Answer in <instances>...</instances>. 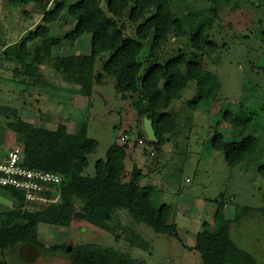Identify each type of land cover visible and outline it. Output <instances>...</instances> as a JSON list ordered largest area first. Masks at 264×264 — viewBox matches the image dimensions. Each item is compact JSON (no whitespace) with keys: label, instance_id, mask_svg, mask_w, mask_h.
<instances>
[{"label":"rangeland","instance_id":"1","mask_svg":"<svg viewBox=\"0 0 264 264\" xmlns=\"http://www.w3.org/2000/svg\"><path fill=\"white\" fill-rule=\"evenodd\" d=\"M56 1L14 6L8 0H0V44L16 43L15 50L9 48V59L0 57L1 84L9 86L0 89V152L21 145L6 124L13 116L39 127L42 121L49 122L51 128L65 122L69 132L95 139L98 148L88 155V167L83 172L88 176L94 175L95 162L105 159L113 143L127 142V174L134 161L140 165L145 178L139 185L153 186L157 206L163 203L171 206L168 224L175 231L160 230L127 210H118L117 227L114 232H108L87 222L76 203L67 225L38 226L39 241L45 247L79 243L112 247L130 253L141 264H200L199 254L193 249L195 235L203 222H208L211 231L227 232L239 248L255 256L257 264H264V175L257 171V166L264 162V0H169L178 18L191 13L206 16L217 8V17L210 28L213 46L202 56L207 73L204 84L215 90L217 97L210 106L192 111L190 122L181 125L176 136H168L170 140L159 149L149 143L152 140L146 133V117L136 109L137 95L123 99L115 92L110 79L95 82L96 73L101 71L98 61L92 71L79 72V82L74 81L77 89L67 92L70 96L64 95L63 100L61 92H53L48 97L37 88L35 92H28L10 87L21 86L16 81L26 78L22 63H12L16 58L12 52L25 51L26 44L31 42L27 40L30 32L37 26L47 25L52 35H59L74 27L67 7L77 0H66L56 22L43 20V13L52 9ZM184 29L186 32L179 36L169 34L161 53L186 45L190 31L188 20ZM37 44L38 41L32 42L29 48L32 57L41 53L42 48ZM61 46L56 54H87L90 36L65 41ZM145 54L146 49L140 60ZM48 64L44 70L51 80L55 75H51ZM15 67L19 72L14 74ZM186 80L188 90L173 102L180 117L184 116L185 103L197 87L191 79ZM78 87L88 89L89 95L78 92ZM215 133L235 142L252 135L257 139L255 152L231 168L223 154L210 146L209 139ZM139 140L143 143L139 144ZM220 201L224 204V220L218 228L214 213ZM12 205L9 196H0V211ZM24 208L29 209L26 205ZM0 259L8 264H68L63 252L48 250L39 252L32 263L23 262L12 248L0 250Z\"/></svg>","mask_w":264,"mask_h":264},{"label":"trees","instance_id":"2","mask_svg":"<svg viewBox=\"0 0 264 264\" xmlns=\"http://www.w3.org/2000/svg\"><path fill=\"white\" fill-rule=\"evenodd\" d=\"M41 1L8 0L14 6ZM66 3V0L56 1L52 9L43 13V20L56 22ZM67 13L74 20L70 31L52 35L49 26H37L27 40L38 41L44 55L50 57L52 47L89 35V53L55 57L54 64L71 71L88 72L93 70L96 61L100 62L101 71L96 73L95 82L110 79L115 92L123 99L137 95L136 109L152 122L155 138L149 143L156 149L170 140L168 136H176L181 125L190 122L192 111L208 107L216 100V91L204 84L207 73L202 64L204 52L213 46L210 28L217 17L216 7L206 16L191 13L178 18L169 0H77L68 5ZM187 20L190 31L186 45L161 53L169 34L179 36L186 32ZM145 49L146 54L140 60ZM187 78L197 87L185 103L184 116L180 117L173 102L188 90ZM78 92L89 95V90L81 87ZM6 124L13 131L15 141L21 144V162L25 167L57 173L64 181L60 185L58 207L51 205L38 210L24 208L18 191L0 188V196H9L13 203L10 209L0 211L2 252L10 248L17 252L21 244L32 243L39 252H63L68 264H141L128 252L92 243L45 247L38 239V226L67 225L76 203L87 222L108 232H114L117 227L118 210H127L160 230L175 231L168 224L171 206L166 203L157 206L153 186L139 185L145 178L142 169L134 165L127 174V142L113 143L105 159L95 162L94 175L88 176L83 172L88 167V155L98 148L95 139L69 132L65 122L48 129L13 116ZM209 141L211 148L221 152L231 168L251 156L257 146V139L252 135L235 142L215 133ZM257 171L264 175V162L257 166ZM223 220L224 204L220 201L214 223L219 228ZM69 246L71 250L67 251ZM193 249L199 254L200 264H257L252 253L239 248L227 232L211 231L208 222H203L202 229L196 233ZM0 264L8 263L0 259Z\"/></svg>","mask_w":264,"mask_h":264},{"label":"built area","instance_id":"3","mask_svg":"<svg viewBox=\"0 0 264 264\" xmlns=\"http://www.w3.org/2000/svg\"><path fill=\"white\" fill-rule=\"evenodd\" d=\"M138 142L143 143L142 140ZM21 156V145L0 152V188L18 191L31 210L51 205L58 207L63 176L51 171L27 168L22 164Z\"/></svg>","mask_w":264,"mask_h":264},{"label":"crops","instance_id":"4","mask_svg":"<svg viewBox=\"0 0 264 264\" xmlns=\"http://www.w3.org/2000/svg\"><path fill=\"white\" fill-rule=\"evenodd\" d=\"M73 22H74V20H73ZM31 44H32V41L28 42V44H26L24 52L23 51L22 52L18 51L16 53H14V51L12 52L13 53L12 55L14 57H16L15 60L12 59V63H13V61H15L16 63H19V64L22 63L21 67L24 66V68H22L23 69L22 74L26 78H23L22 80L16 81V83L19 82L17 84H20L21 86H19V87L10 86V87H12L14 89L18 88L22 91H28V92H35L36 88H37L38 92H41L44 94L46 93V95L48 97L53 96V94H52L53 92H57V94L61 92L60 96H61L62 100L65 98L64 95L70 96L69 93H71V92L73 93L77 89V88H75L74 81L76 80L77 82H79V79H80L79 71H74V70L71 71V70H68L64 67L56 66L54 64V58L55 57H62V56H66V55H73L76 53L74 52V53L61 54V55L56 54V50L61 46V44H60V45L52 47L50 57H46L44 55V49L41 46H39V48L40 47L42 48L41 53L38 54L40 56L37 55L36 57H32L30 52H29V48H30ZM0 45H1L0 46V57L3 55L5 59H9V53H8L9 48H13L16 45V43H14L12 45H8V46H7V44H0ZM15 49L16 48H13V50H15ZM52 59H53V62L52 63L50 62L51 65H50V63L48 64V62ZM0 60L2 61V59H0ZM1 61H0V65H1ZM28 63H31V64H28ZM46 63L48 64L49 67H51L50 68L51 69V75H55V77L51 78V80L47 79V77H48V75L46 73L47 71L44 70ZM27 65H28V67H27ZM16 68L17 67L13 68L14 74L18 71V69H16ZM11 71H12V69H11ZM69 80H71L72 83L69 82ZM1 82L2 81L0 79V89L1 90L7 89V87L9 88V86H6L5 84H1ZM55 84H57L56 87H55ZM12 88H10V89H12ZM79 89H80V87H78V90ZM49 92H51V93H49ZM67 92H69V93H67ZM30 123H32V122H30ZM40 126L42 128H48V129H54L55 128V127L54 128L49 127V122L44 123L43 121L41 122ZM36 127H39V126H36ZM67 128H68V126H67ZM128 155H129V153L127 152V156ZM134 165L140 168V165H138L135 161L133 162V166Z\"/></svg>","mask_w":264,"mask_h":264},{"label":"water","instance_id":"5","mask_svg":"<svg viewBox=\"0 0 264 264\" xmlns=\"http://www.w3.org/2000/svg\"><path fill=\"white\" fill-rule=\"evenodd\" d=\"M145 129H146V133H147L148 138L150 140H154L155 133H154V130L152 127V122L148 119L145 120ZM66 250L70 251L71 247L70 246L67 247ZM17 254L23 262L32 263L38 258L39 250L32 243H24L18 247Z\"/></svg>","mask_w":264,"mask_h":264}]
</instances>
